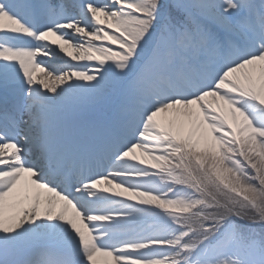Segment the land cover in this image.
Wrapping results in <instances>:
<instances>
[{
    "label": "snow or ice",
    "instance_id": "1",
    "mask_svg": "<svg viewBox=\"0 0 264 264\" xmlns=\"http://www.w3.org/2000/svg\"><path fill=\"white\" fill-rule=\"evenodd\" d=\"M0 264H264V0H0Z\"/></svg>",
    "mask_w": 264,
    "mask_h": 264
}]
</instances>
